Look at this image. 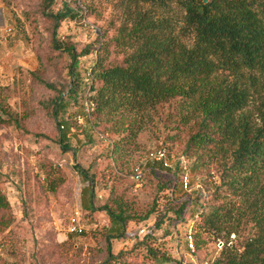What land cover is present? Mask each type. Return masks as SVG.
<instances>
[{
    "label": "trees",
    "instance_id": "trees-1",
    "mask_svg": "<svg viewBox=\"0 0 264 264\" xmlns=\"http://www.w3.org/2000/svg\"><path fill=\"white\" fill-rule=\"evenodd\" d=\"M55 1L41 0L39 12L50 49L68 58V99L58 91L50 108L56 118L81 85L80 58L94 50L88 45L78 51L70 39L58 37V28L66 19L95 13L80 0H62L61 8L52 11ZM115 7L119 23L114 26L111 19L101 32L96 57L87 69L90 125L113 138L110 152L118 169L128 165L122 159L124 150L135 145L146 128L156 130L163 141L176 142L179 156L173 178L161 185L173 188L172 196L180 157L190 163L189 175L216 174L218 183L212 186L204 178L195 196L181 201L164 192L159 203L157 195L143 216L130 215L118 200L99 210H105L121 231L130 220L158 213L140 238L134 233L136 245L146 247L154 264H187L157 241L169 236L179 245L176 225L190 219L194 248L187 249L184 232L187 250L196 252L214 238L222 245L211 264H264V0H117ZM38 61V68L27 74L57 90L43 79L44 67ZM10 93L9 87L0 86V127L19 122L7 102ZM57 125L63 128L59 140L66 149L68 122L62 118ZM80 172L92 180L86 171ZM58 182L51 179L50 188L55 190ZM11 223L10 205L0 187V236H6ZM106 254L97 264L115 258L107 238Z\"/></svg>",
    "mask_w": 264,
    "mask_h": 264
},
{
    "label": "rangeland",
    "instance_id": "rangeland-1",
    "mask_svg": "<svg viewBox=\"0 0 264 264\" xmlns=\"http://www.w3.org/2000/svg\"><path fill=\"white\" fill-rule=\"evenodd\" d=\"M40 1L0 0V86L10 88L7 102L19 118L18 123L0 127V187L12 215L8 233L0 236V264H97L107 256L106 238L115 257L109 264H154L155 260L146 255V247L136 245L134 233L142 225L149 229L159 214L151 213L141 221L130 220L121 231L119 224L98 208L106 203L117 204L118 200L126 204L130 215L143 216L157 195H170V189L161 185L173 178L179 156L176 142L163 141L156 137V130L146 128L136 136V144L124 150L122 159L128 165L118 169L110 152L113 138L92 127L88 120L92 108L88 101L91 92L84 90L89 81L87 69L96 57L101 32L109 28L111 19L114 26L119 23L117 0H80L82 5H92L95 15L60 23V39H70L78 51L88 45L94 50L80 58L81 85L56 118L50 108L58 91L68 99V58L50 49L39 12ZM61 1H55L52 11L61 8ZM8 28L11 30L7 32ZM112 32L111 28L109 33ZM38 58L44 67L43 79L57 90L46 88L27 74L38 68ZM62 118L68 122L63 140L66 149L59 140L63 128L57 125ZM159 145L167 148L171 168L148 163L142 177L133 178L135 163L147 149ZM81 169L92 180L83 177ZM204 178L212 186L218 183L216 174L208 178L192 174V190L184 192L178 186L173 194L176 201L195 196V185ZM51 179L59 181L55 190L49 186ZM73 216L82 228L80 233L70 231ZM191 223V219L177 223L179 245L169 236L157 243L182 263L211 264L222 243L212 238L196 252L187 250L183 234L190 230Z\"/></svg>",
    "mask_w": 264,
    "mask_h": 264
},
{
    "label": "built area",
    "instance_id": "built-area-1",
    "mask_svg": "<svg viewBox=\"0 0 264 264\" xmlns=\"http://www.w3.org/2000/svg\"><path fill=\"white\" fill-rule=\"evenodd\" d=\"M10 30L11 29L8 28L7 32ZM90 106L92 108L93 104L90 103ZM168 155H169L168 150L164 145H159V146L147 149L143 153V155L141 156V159L137 163H135V165L133 166V169H132L133 178L140 179L143 175L144 170H145V166L148 163H151V164L157 163L165 169L171 168L172 164L170 163ZM179 166H180V170H179L177 187L179 186L180 189H182V191L188 192V191L192 190V186H191L190 175L187 172V166H188L187 161L183 157H180V159H179ZM195 186L199 188L200 184H196ZM170 191H171L170 195L172 196L173 188ZM70 231L74 232V233L82 232V228L79 226V223L76 221L75 216H73L71 218ZM146 231H147L146 226L142 225L141 227H139L137 229L136 236L138 238H140ZM185 242L187 245V249L193 250V248H194L193 239H192V235H191L190 230L186 233V241ZM220 243H221V241H220Z\"/></svg>",
    "mask_w": 264,
    "mask_h": 264
},
{
    "label": "water",
    "instance_id": "water-1",
    "mask_svg": "<svg viewBox=\"0 0 264 264\" xmlns=\"http://www.w3.org/2000/svg\"><path fill=\"white\" fill-rule=\"evenodd\" d=\"M204 2H206L207 0H203Z\"/></svg>",
    "mask_w": 264,
    "mask_h": 264
}]
</instances>
